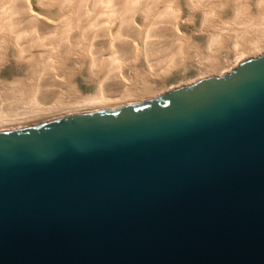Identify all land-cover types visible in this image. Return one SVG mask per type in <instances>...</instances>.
Segmentation results:
<instances>
[{"label":"water","instance_id":"obj_1","mask_svg":"<svg viewBox=\"0 0 264 264\" xmlns=\"http://www.w3.org/2000/svg\"><path fill=\"white\" fill-rule=\"evenodd\" d=\"M0 264H264V54L0 128Z\"/></svg>","mask_w":264,"mask_h":264},{"label":"bare ground","instance_id":"obj_2","mask_svg":"<svg viewBox=\"0 0 264 264\" xmlns=\"http://www.w3.org/2000/svg\"><path fill=\"white\" fill-rule=\"evenodd\" d=\"M227 14L234 23L223 20ZM198 16L195 34L206 36L208 59L195 62L197 44L185 61L163 51L167 42L181 49L179 29ZM223 44L234 68L264 54V0H0V68L17 73L11 87L0 81V128L153 99L135 71L141 58L151 80L179 64L204 71L173 90L221 77L228 69L213 75L212 64ZM84 69L96 96L84 98L69 84Z\"/></svg>","mask_w":264,"mask_h":264},{"label":"rangeland","instance_id":"obj_3","mask_svg":"<svg viewBox=\"0 0 264 264\" xmlns=\"http://www.w3.org/2000/svg\"><path fill=\"white\" fill-rule=\"evenodd\" d=\"M206 9H209V8L206 7ZM34 10L36 12H38V10L36 8H34ZM53 11H52V13L55 14V10L54 9H53ZM229 18H230V16H229V14H227V15L224 16V19L223 20L224 21L226 19L227 20H230ZM227 20H226V22H228ZM229 22L232 23L233 21L230 20ZM212 25H213V27H221L219 24H216V23H213ZM197 30H200V18H199V16L196 17L194 26L193 25H188L187 26L186 24H184L182 26V28L179 29V32H180L181 36H183V39L186 40V43H184L185 45L184 44H181V46H180V48L182 47L181 49H176V48H179V46H177L175 44L172 45L170 42L169 43L167 42V49H164L163 51H167L168 50V51H170V53L172 52L174 54V57L175 58H178V59H181L182 58L181 60H184L185 61V60H188V59L191 58V54H189V52H191V50L189 48H193V46H195L197 44V46H199L198 47L199 49L196 52V55L198 57L195 59V62L199 58H204L205 60H207L208 57L211 55V53H209V51L206 48L207 47V44L206 43H208L207 40H206L207 38H206V36L205 37L204 36L203 37H200V36L196 35L195 34V31H197ZM174 45L176 46V48H175ZM185 47H187L188 49L185 48ZM223 47H224V49L221 50V52L218 53L214 57L215 61H217V62L216 63H213L214 65L212 64V66L214 67L213 70H212L213 75H217L218 76L219 74L225 72L227 69H228V73L227 74H229L232 70L236 69V68L233 67L234 64H232V63L235 62V58H234L233 54L231 52L229 54H226L225 53L226 45L223 44ZM169 49H172V50H169ZM182 49L184 50V52H183ZM176 53H178V54H176ZM179 54L182 55V56L180 57ZM228 61H230V62H228ZM195 62L187 63L186 66H184L183 64H179L177 67H174L172 69H168L164 74H162L161 77L151 80V79H148L146 77L145 70L142 71V69H140L142 67V64H143V59L141 58L139 60V64H138L139 66H138L137 70H135V71H138V72H136V74L138 73L137 74V75H139L138 77L142 81H145V83H146V85L143 86L144 93L145 94H151V95L154 94V97L157 98L156 97L157 95L161 96L163 94H166V93L172 91L174 88H177L176 86H178L180 84L190 83V82L196 80L201 74H203L204 71L201 70L197 66V64ZM85 65H87V64H85ZM218 67H219V69H218ZM220 68H221V71H220ZM224 68H227V69H224ZM215 69H216V71H215ZM12 70L13 69L11 67L7 66V65H6V67L4 69H1L0 68V71H1V73H0V81H6L7 84L10 87L14 83L13 82L14 77L17 76V73L14 70L13 71ZM84 72L86 73V69H84L83 74H81L82 77L78 75L77 77H75L74 79H72L69 84L71 86L74 85L73 87H75L80 92V94L82 95V97H84V98L85 97L96 96V92H97L96 91L97 89L95 88L96 85L95 84H92V83H88L87 81H84L82 79V78L86 77V74H84ZM130 72H133V71L131 70ZM125 73L126 74L128 73V71L126 70V68H125ZM216 73H218V74H216ZM222 76L223 75H221V77Z\"/></svg>","mask_w":264,"mask_h":264}]
</instances>
